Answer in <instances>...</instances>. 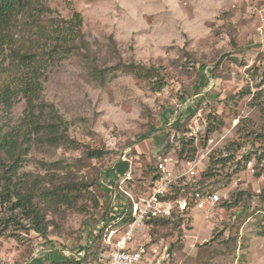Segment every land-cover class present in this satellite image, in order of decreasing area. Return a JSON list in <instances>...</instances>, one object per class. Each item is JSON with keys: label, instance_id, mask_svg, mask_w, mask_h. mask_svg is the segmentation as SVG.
<instances>
[{"label": "rangeland", "instance_id": "1", "mask_svg": "<svg viewBox=\"0 0 264 264\" xmlns=\"http://www.w3.org/2000/svg\"><path fill=\"white\" fill-rule=\"evenodd\" d=\"M43 4L52 10L49 18L70 20L80 13L95 56L72 54L48 67L41 100L48 113L67 123L76 148L37 141L22 172L55 174V183L76 181L87 184V191L72 208L47 213L45 236L27 229L26 221V228L0 225L3 259L51 264L81 258L102 264L125 230L111 227L116 232L107 242V228L120 216L121 205L147 194L160 158L177 159L174 171L184 173L180 152L193 140L197 151L184 158L200 162L195 175L184 180L194 185L191 191L219 192L221 202L206 210L175 211L169 224L145 222L135 229L130 247L172 242L173 264H264L259 235L264 222V139L259 136L264 132L259 104L264 102V0ZM16 39L18 47L30 44V37L19 32ZM120 61L155 74L140 79L121 69L109 71ZM99 70L108 71L104 83L96 78ZM24 109L21 101L9 116L0 112L1 124H16ZM90 150L102 156L90 158ZM222 159L229 162H217ZM54 162L62 163L61 170L41 166Z\"/></svg>", "mask_w": 264, "mask_h": 264}, {"label": "trees", "instance_id": "2", "mask_svg": "<svg viewBox=\"0 0 264 264\" xmlns=\"http://www.w3.org/2000/svg\"><path fill=\"white\" fill-rule=\"evenodd\" d=\"M44 1L46 0H0V112L9 116L18 103L25 102L24 114L16 124L8 121L1 124L0 117V212L6 214V218H0V225L21 224L26 228L23 225L26 221L27 229L45 236L48 231L47 213L54 212L60 206L72 208L77 198L87 191V184L76 181L57 184L54 180L58 176L55 174L34 175L22 172L29 161L27 156L37 141L51 146L69 144L76 148L75 141H71L67 135V123L56 112L48 113V106L41 100L44 90L43 78L50 64L57 59L62 60L69 55L81 53L87 56L95 55L91 42L86 39L82 30L81 14L75 13L70 20L49 18L52 10L43 4ZM18 32L22 36L30 37L28 46L25 43L17 46ZM110 44L118 52L113 37H110ZM92 59L94 62V57ZM118 69L140 79L155 74L154 69L135 62L125 64L122 61L109 71L114 72ZM99 71L96 78L104 83L108 71ZM263 103L259 104L264 111ZM259 136L264 139V132ZM188 145L190 149L187 151ZM196 151L193 140L185 141L180 152L182 162L189 160L184 158L186 152L193 157ZM88 156L99 158L102 152L90 150ZM224 160L229 162V159L217 162L224 163ZM41 166L44 170H61L63 165L61 162H54L42 163ZM155 179L156 174L148 190ZM193 186L192 183H186L184 177L181 178L173 186L166 200H176L187 197L196 190H204L203 188L189 190V187ZM130 208L131 203L127 201L118 211L121 216L125 215L124 223L132 219L131 212H124ZM173 216L174 213L145 222L169 224ZM181 223L182 219L178 220L177 225L181 226ZM259 227V235L264 237V222ZM89 249L88 244L86 250ZM51 264H87V260L80 258L78 261L65 263L53 261Z\"/></svg>", "mask_w": 264, "mask_h": 264}, {"label": "built area", "instance_id": "3", "mask_svg": "<svg viewBox=\"0 0 264 264\" xmlns=\"http://www.w3.org/2000/svg\"><path fill=\"white\" fill-rule=\"evenodd\" d=\"M201 112L200 109L198 117L201 116ZM178 162L177 159L169 155L160 158L156 179L150 190L137 200L133 199L131 208L124 210L125 213L131 212V221L124 223L125 215H120L108 226L109 234L106 236L109 244L112 243L111 238L116 232L111 227L116 226L126 231L124 230V233L114 242L113 250L102 264H173L175 254L172 242H148L131 248L135 229L143 225L148 219L171 216L175 211L184 214L192 207L197 210H206L221 202L222 197L219 192L207 189L194 191L190 199L182 197L176 200H166L178 180L195 175L200 160H188L183 163L184 173L181 175H177L174 171ZM247 165L253 171L252 162L249 161ZM0 264H14V262L3 259L0 254Z\"/></svg>", "mask_w": 264, "mask_h": 264}]
</instances>
